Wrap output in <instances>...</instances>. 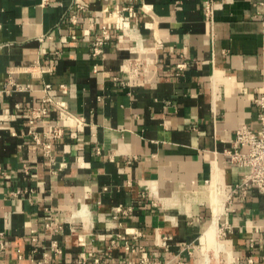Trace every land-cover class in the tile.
Here are the masks:
<instances>
[{"label": "crops", "instance_id": "1", "mask_svg": "<svg viewBox=\"0 0 264 264\" xmlns=\"http://www.w3.org/2000/svg\"><path fill=\"white\" fill-rule=\"evenodd\" d=\"M81 2L0 0V264H264V0Z\"/></svg>", "mask_w": 264, "mask_h": 264}, {"label": "built area", "instance_id": "2", "mask_svg": "<svg viewBox=\"0 0 264 264\" xmlns=\"http://www.w3.org/2000/svg\"><path fill=\"white\" fill-rule=\"evenodd\" d=\"M206 14L211 16L213 13V0H206ZM84 10V4L81 0H75L74 10ZM73 21L76 17L73 16ZM110 39V34L105 28L102 38H99L95 43V52L101 53V47L106 45V42ZM100 48V49H99ZM17 89L23 90L21 86H17ZM49 89V86H47ZM49 99L46 98L45 102H48ZM257 104L262 109V118H261V130L255 134L249 128H242L238 131L237 140L235 142L234 150L229 151L228 154L231 158V161L238 165L239 167L247 170L242 186L246 190L249 186H257L260 192H264V96L257 100ZM31 128L30 134L34 137L36 142L42 143L41 137L35 131V123L39 119L45 118L48 114V109L46 107H40L37 109L31 110ZM61 130L57 129L54 131V136L60 135ZM44 152L46 156H49L51 145L50 143H43ZM240 147H245L247 150H240ZM3 233H0V251L5 249L4 242L1 240ZM131 249V247H128Z\"/></svg>", "mask_w": 264, "mask_h": 264}, {"label": "bare ground", "instance_id": "3", "mask_svg": "<svg viewBox=\"0 0 264 264\" xmlns=\"http://www.w3.org/2000/svg\"><path fill=\"white\" fill-rule=\"evenodd\" d=\"M219 230L216 225L212 226L209 231L207 232V239L209 243V247L214 250H221L222 245L219 244L218 236H219ZM215 252V251H214ZM217 252V251H216ZM216 254V253H215ZM208 261V260H207Z\"/></svg>", "mask_w": 264, "mask_h": 264}, {"label": "rangeland", "instance_id": "4", "mask_svg": "<svg viewBox=\"0 0 264 264\" xmlns=\"http://www.w3.org/2000/svg\"><path fill=\"white\" fill-rule=\"evenodd\" d=\"M219 230H220V233H222V230H221V228H220Z\"/></svg>", "mask_w": 264, "mask_h": 264}]
</instances>
